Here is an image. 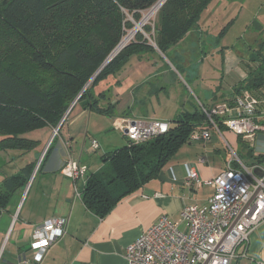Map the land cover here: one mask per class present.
I'll list each match as a JSON object with an SVG mask.
<instances>
[{
    "label": "crops",
    "instance_id": "1",
    "mask_svg": "<svg viewBox=\"0 0 264 264\" xmlns=\"http://www.w3.org/2000/svg\"><path fill=\"white\" fill-rule=\"evenodd\" d=\"M239 1L241 0H213L204 11V21L201 22L200 18L199 26L192 29L178 45L169 49L167 55L153 44V50L143 47L134 52L115 77L116 86L110 83L109 98L117 103L113 116L98 113L81 103L68 122L60 127L59 136L54 140L55 128L46 124L44 128L48 129V136L51 134L49 139L47 135L45 141L37 139L34 147L27 151L20 148L0 150V187L8 186L13 177H19L20 172L27 174L26 189H15L11 204L0 219V264H129L125 256L127 246L159 218L165 215L179 221L184 206H204L213 194L214 187L211 185H190L186 182L187 164L194 166L202 181L217 177L226 168L230 158L226 154H222L221 159L215 157L217 153H221L219 145L222 143L227 151H230L229 145L233 147L234 144L233 148L240 153L238 154L246 164H259V160L264 158L263 132L255 145L247 148V142L221 125V133L214 131L206 142L188 139L157 177L121 198L105 216L101 217L92 211L82 200L88 175L103 168L102 158L106 153L119 148L104 150L100 154L99 166L92 169L82 159L92 149L86 147L88 138L91 137L90 141L97 140L100 144L97 137L103 139L104 132L114 128L112 124L116 118L124 120L129 116L164 120L156 115L158 105L153 104L158 101L160 103L161 96L164 97L173 88L168 89L167 84L174 81L178 71L181 72L180 69L194 82L199 81L208 76L207 72H203L207 54L214 53L222 60L221 69L218 70L222 80L218 86L204 89L202 96H196V101L188 97L182 100L178 95L174 100L175 111L165 121L172 123L182 110H201L200 104L211 107L235 96V88L259 63L248 58L258 50L248 46L252 41L245 44V51H248L246 54L236 50L233 41L223 46L219 44L237 21L234 18L227 19L238 12ZM242 1L244 3L247 0ZM254 1L256 4L259 0ZM252 23L258 25L256 18L249 26ZM225 26L227 29L221 34ZM197 49H200L199 53ZM210 75L213 78V73ZM211 78L208 80H213ZM223 80L227 81L226 85L222 84ZM257 92L263 93L264 88ZM189 102L191 105H187ZM186 143L192 146H186ZM100 148L101 144L98 149ZM68 154L88 168L85 179L77 181V184L61 171ZM201 157H206L207 162H200ZM25 167L27 169L24 171ZM57 216L67 217L66 233L47 249L41 260H37L34 251L30 249L32 233L37 225ZM240 251H247L255 258L264 257V221L249 241L240 247ZM231 264L252 262L239 259L233 260Z\"/></svg>",
    "mask_w": 264,
    "mask_h": 264
},
{
    "label": "trees",
    "instance_id": "2",
    "mask_svg": "<svg viewBox=\"0 0 264 264\" xmlns=\"http://www.w3.org/2000/svg\"><path fill=\"white\" fill-rule=\"evenodd\" d=\"M158 1L0 0V124L8 130L0 135V149L27 151L34 147L37 140L23 133L46 124L57 126L74 102L68 118L81 103L113 116L117 103L109 98L110 84L99 87V82L115 78L130 56L143 47L153 50V44L167 55L199 26L202 14L213 2L166 0L153 24H145L91 81L136 22ZM248 58L259 63L235 90L248 88L257 93L264 88V42ZM206 127L209 121L202 108L182 110L168 132L142 143L128 140L106 153L103 168L88 175L82 200L105 216L121 198L157 177L190 135ZM259 161L263 163L264 158ZM15 189L0 187V219Z\"/></svg>",
    "mask_w": 264,
    "mask_h": 264
},
{
    "label": "built area",
    "instance_id": "3",
    "mask_svg": "<svg viewBox=\"0 0 264 264\" xmlns=\"http://www.w3.org/2000/svg\"><path fill=\"white\" fill-rule=\"evenodd\" d=\"M200 106L209 127L196 130L189 140L206 142L214 131L221 133V125L252 146L264 134V92L243 88L231 100L211 107ZM124 120V134L135 143L146 142L171 127L170 121L159 119L128 116ZM92 147L97 150L99 142L93 140ZM229 150L231 156L226 168L211 180L202 181L194 166L186 165V182L211 185L213 194L204 206H184L179 221L165 215L159 218L127 246L125 256L129 264H231L239 253H244L240 247L264 221V162L248 165L230 145ZM199 161L207 162V158L201 157ZM87 170L86 165L70 155L61 166V171L76 184L85 179ZM67 222V217L57 216L36 226L30 249L37 260L64 237ZM254 261L264 264V258Z\"/></svg>",
    "mask_w": 264,
    "mask_h": 264
},
{
    "label": "rangeland",
    "instance_id": "4",
    "mask_svg": "<svg viewBox=\"0 0 264 264\" xmlns=\"http://www.w3.org/2000/svg\"><path fill=\"white\" fill-rule=\"evenodd\" d=\"M239 2H241V3L239 4L238 12L227 19V21H228V20L234 18V20L237 19V21L234 24L233 29H231L228 32L225 39L221 40L219 42V44L221 46H223V45H225V43L233 41L232 43L235 46L236 50L246 54V52L248 53V51L247 50L245 51V47H247V46H245V44L247 45L248 41H252L251 44H249L248 46H251L253 49H259L260 46L264 42V0H259L258 3H256L258 6H256V4L254 3L255 2L254 0H247L244 3L241 0ZM147 12H149V11H147ZM147 12H145V14ZM145 14L143 16H145ZM155 14L152 17H150L148 19V21H145L144 25L148 24L149 22H152V24H153V20L156 16ZM202 16L203 17H201V22H202V20L204 21L205 14L203 13ZM257 16H259V17H257ZM255 18H256V22L258 25H256V23H252V25L249 26L250 22H252ZM139 22L140 21L136 22L135 26H139V25H137V24H139ZM143 26H141V28L139 30H142ZM133 29H131L130 31H132ZM241 34H242V38L239 39ZM135 35L136 34H134L133 38H131L130 41H132L134 39ZM146 37L149 38L150 42L153 43V41L150 39V36L148 34H146ZM239 40H240V42H239ZM247 49L251 50V48H247ZM197 50H198L197 53H199L200 49H197ZM244 58H246V56H244ZM221 61L222 60H221L219 55H216L214 53L213 54H207L205 64L203 65V68L205 69V71H203V72L204 73L207 72L208 76L205 78H202L201 80L196 81V82H194L192 79H190L189 76L184 72V70L180 69L181 72L178 71L179 74L175 75L174 81L172 83L167 84L168 89H169V87H173V88L168 90L164 94V97L161 96L160 99H162V101H160V103L158 101V102L153 104V105H158L156 107V115L163 118L164 120H168L170 118V116L173 114L172 111H175L174 110V107H175L174 100L178 95L181 96L182 100H185L188 97L192 101H196V96L199 94L202 96V92L204 89H209L210 87L212 88V86L213 87L218 86L219 82L222 80V78H221L222 76H220L221 74H219V71H218L219 69H221V65H222ZM209 73L210 74L213 73V78H211V75ZM210 78L213 80H208ZM116 80H117L116 78H114L113 76H110L108 78V80H101L99 82L98 86L103 87V86H107L108 84L112 83L113 86L115 87L116 86ZM222 84L226 85L227 81L223 80ZM187 105H191V103L189 102ZM65 114H64V116H65ZM63 117L61 118V120L63 119ZM67 118L68 117H66V119ZM68 120H69V118H68ZM68 120L66 122L64 121L63 123L66 124L68 122ZM112 125L114 128H109L107 131H105L103 139H100L99 137H97V139L100 141V144H101V148L98 149V151H95V152L93 151V150H95V149H93V147H91L92 146L91 142L93 140L90 141L91 137L88 138V142H87L86 147H87V149H90V148H92V149H91L90 154H84L82 156V159L84 161H87L88 165L90 167H92V169H97V167L99 166V164L101 162V157H100L101 155L100 154L103 153L104 150L107 151V150L114 149L116 147H122L128 141L126 135L124 134L125 120L120 119V118H116L113 121ZM57 126H54V128H55L54 136L55 137L52 140H54L55 138H57V136H59L60 128L57 130ZM104 129H107V128H104ZM7 132H8L7 128L0 124V135L7 133ZM46 135H47V139H49L51 134H49V136H48V129L44 128V126L36 127L34 129H32L31 131L23 133L24 137H27L30 139H36V140L42 139L44 141L46 140V138H45ZM45 143H47V142H45ZM186 146H192V145L189 143H186ZM237 146L239 148V145H237ZM246 146H247V148L251 147V144L246 143ZM219 147L221 149V153H217V155L215 156L216 158L221 159V157L223 156L222 154H226V156H231V152L227 151V149H225L223 143L220 144ZM233 147H234V144H233ZM256 148H258V144L256 145ZM0 150H3V149H0ZM243 158H244V160H247L246 157H243ZM26 167L23 168L24 171H25V169H27ZM18 176L19 177H15V178L13 177V179H11V182L8 183V186L15 187L19 191L26 189L27 184L25 185V183H27L26 182L27 174L20 172V173H18ZM6 181H8V180H6ZM23 185H25L24 188H22ZM28 191H29V188L27 189L26 195H28ZM32 193H33V191L31 192V195H32ZM28 204H29V202L27 203V205ZM263 258H255V256L254 257L250 256L247 251H244V253H241V254L239 253V255L234 260L247 259V260H250L252 262V264H254V262H255L254 260H256V259L262 260ZM252 259H254V260H252Z\"/></svg>",
    "mask_w": 264,
    "mask_h": 264
},
{
    "label": "water",
    "instance_id": "5",
    "mask_svg": "<svg viewBox=\"0 0 264 264\" xmlns=\"http://www.w3.org/2000/svg\"><path fill=\"white\" fill-rule=\"evenodd\" d=\"M159 1H162V0H159ZM166 0H163L161 2V4L159 5L158 9L160 8V6L165 2ZM157 9V10H158ZM145 23V16L142 17V19L140 20L139 24V28H137V26H135V28L132 30V32L134 31V34H136L139 29L141 28V26H143ZM122 42L123 40L119 43V45L113 50V52L106 58V60L104 61V63L102 64V66L99 68V70L97 71V73L94 75V77L91 79V81L96 77V75L101 71V69H103V67H105L124 47L125 45L127 44H124L122 45ZM90 81V82H91ZM89 82V83H90ZM88 83V84H89ZM88 84L86 85V87L88 86ZM85 87V88H86ZM76 102H74L72 104V106L68 109V111L66 112L65 116L63 117V119L60 121L59 125L57 126V130L62 126L63 122L65 121L66 117L68 116V114L70 113L71 109L73 108V105L75 104ZM256 172L258 174H261V172L259 170H256Z\"/></svg>",
    "mask_w": 264,
    "mask_h": 264
},
{
    "label": "bare ground",
    "instance_id": "6",
    "mask_svg": "<svg viewBox=\"0 0 264 264\" xmlns=\"http://www.w3.org/2000/svg\"><path fill=\"white\" fill-rule=\"evenodd\" d=\"M163 1V0H162ZM162 1H158L150 10L149 12H147L145 14V21H148V19L150 17H152L156 12H157V9L159 7V5L161 4ZM138 25V24H137ZM140 26V25H139ZM139 26H137V28H139ZM134 36V31H130L128 33V35L123 39V42H122V45L126 44L131 38H133Z\"/></svg>",
    "mask_w": 264,
    "mask_h": 264
}]
</instances>
